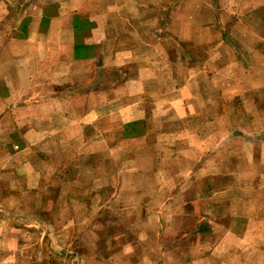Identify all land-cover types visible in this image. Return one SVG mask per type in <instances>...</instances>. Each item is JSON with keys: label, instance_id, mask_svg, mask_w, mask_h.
Masks as SVG:
<instances>
[{"label": "crops", "instance_id": "0c3cea01", "mask_svg": "<svg viewBox=\"0 0 264 264\" xmlns=\"http://www.w3.org/2000/svg\"><path fill=\"white\" fill-rule=\"evenodd\" d=\"M261 11L264 0H0V264L82 257L75 220L97 218L93 195L121 184L139 235L162 234L148 228L163 217L154 204L177 208L168 241L126 242L131 260L158 249L173 257L156 264H264ZM109 165L126 178L100 177Z\"/></svg>", "mask_w": 264, "mask_h": 264}, {"label": "rangeland", "instance_id": "374dc122", "mask_svg": "<svg viewBox=\"0 0 264 264\" xmlns=\"http://www.w3.org/2000/svg\"><path fill=\"white\" fill-rule=\"evenodd\" d=\"M262 17L264 18V11L260 12ZM255 31V28L253 29ZM241 33V31H240ZM239 33V35H241ZM264 33L259 34V38H263ZM264 45V42L262 43ZM236 46H238L236 44ZM248 48L250 49L251 46L249 44H242L241 46H238L235 50L238 51L240 48ZM256 61V60H255ZM257 62V61H256ZM258 66L262 64L257 62ZM254 64V63H253ZM259 127L260 132L258 135V147H262V144L264 143V123L255 124ZM118 143V140H115V144ZM101 145V144H100ZM68 157H70L68 155ZM115 163L118 164V162L124 160L126 158V145L122 146V151L117 150L115 155ZM109 164H111L109 162ZM126 164V163H125ZM101 166V164H100ZM112 167L114 170L111 171ZM118 166H108V169L104 168L102 171L99 172L100 177H108V178H115V180H123L126 178V169L121 170L117 169ZM85 173V171H84ZM249 183L248 181H244L243 183ZM120 185V184H119ZM242 190L243 196H249L250 192L245 191V187ZM72 190L70 188H66V190ZM90 188L86 187H74L75 191L82 192L83 195H85ZM105 188V186L103 187ZM168 189L169 191L171 188L164 187V190ZM73 190V191H74ZM97 190H102L101 187ZM105 193L100 194L99 196L93 195L92 202L93 204V210L97 211L100 210L99 216L97 218H89V219H77L75 220V223L77 224V227L81 228V238H82V244H84V249L81 251L83 253L82 257H78L75 254H73V259L69 260L71 257V254L68 256V260L71 264H75V259H77L76 263L80 264H102L108 263V264H115L118 262V264H156L160 259L164 258L165 260H170V258L173 257L172 252L170 251H161V250H155V251H141L142 253V259L140 258H134V260H131L128 254H134L135 252H129L126 251V242H129L132 244L133 241H135L138 238V225L139 222L134 219V216H132V213L126 214V186L120 185L119 187H115V192L113 193V196L110 195L108 198L105 196ZM132 200V198L130 199ZM96 202V204H95ZM108 203L107 205H105ZM41 204L36 206V210L40 209L39 207ZM108 207H110V210H114L113 213H106ZM154 208L158 209V214L162 215V219L158 220V218L151 217L148 223V228L152 229L155 227L156 224H159L160 231L162 234H155L154 231L150 233L148 236L139 235V239L141 242H149V243H155L160 242L162 239L163 241H168L167 236L169 235L166 233L167 228L166 227H174L173 223V217H174V210L176 211L177 208H175L174 204L171 203H165L163 201L158 202L157 204H154ZM130 215V216H129ZM160 219V218H159ZM59 219H52L51 221L53 223H62L65 222V220H59ZM58 224V225H59ZM91 227H93L91 229ZM97 227V228H96ZM163 229V230H162ZM170 229V228H168ZM129 234H132V237H130ZM144 236V237H143ZM143 237V238H142ZM132 240V241H131ZM137 240V241H138ZM160 245V243H159ZM250 245V244H249ZM72 250V249H71ZM75 252V250H73ZM77 254H80L81 252L76 251ZM46 252L45 258L43 259V262H39L38 264H53L52 257L54 258L53 251ZM59 254V252H57ZM137 253V252H136ZM50 254V255H49ZM66 255V254H65ZM90 255L85 258V256ZM122 255H126V261L124 262L122 259ZM154 256V258H152ZM183 258V256H182ZM96 261V262H95ZM140 262V263H139ZM249 262V261H247Z\"/></svg>", "mask_w": 264, "mask_h": 264}]
</instances>
